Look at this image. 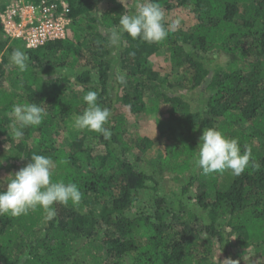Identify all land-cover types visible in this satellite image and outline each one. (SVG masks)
<instances>
[{
    "label": "trees",
    "instance_id": "1",
    "mask_svg": "<svg viewBox=\"0 0 264 264\" xmlns=\"http://www.w3.org/2000/svg\"><path fill=\"white\" fill-rule=\"evenodd\" d=\"M101 1L66 0L65 38L35 49L8 38L0 21V174H10L0 187L39 154L54 162L53 182L82 192L77 206L55 204L51 221L39 208L0 215V264H264V0H155L187 11L191 25L166 28L160 43L123 34L119 47L107 32L131 13L118 0L99 13ZM14 49L29 57L26 70L9 64ZM160 52L170 63L163 73L153 68ZM197 88L199 103L188 94ZM88 91L111 112L108 140L74 127ZM151 91L168 118L157 120L156 135L130 134ZM17 103L46 112L20 140L9 115ZM207 128L237 139L242 152L250 147L259 169L202 174L194 161Z\"/></svg>",
    "mask_w": 264,
    "mask_h": 264
},
{
    "label": "clouds",
    "instance_id": "2",
    "mask_svg": "<svg viewBox=\"0 0 264 264\" xmlns=\"http://www.w3.org/2000/svg\"><path fill=\"white\" fill-rule=\"evenodd\" d=\"M179 25V19L173 21L174 27ZM123 34L149 44L164 41L168 31L164 26V12L160 5L155 0H138L135 10L131 14L121 15L118 27L109 30L107 38L112 46L117 47ZM28 61L29 57L21 49H14L9 55V64L20 71L26 70ZM46 79L43 76V80ZM97 100L95 91H88L83 96L86 108L75 118L74 127L101 134L108 140L112 132L105 125L111 112L108 108H102ZM9 115L12 118V137L20 140L24 136V129L41 125L46 112L37 103H17L12 106ZM198 147L194 166L204 175L230 171L232 175L239 176L250 166L257 170L260 167L252 158L250 147L242 152L237 139L228 138L215 128L203 130ZM53 168L54 162L49 157L32 154L31 162L11 174V178L6 181V188L0 187V215L19 217L39 208L51 221L56 217L55 204L67 206L71 202L73 206L79 205L81 190L72 182H53ZM225 261L233 264L231 259Z\"/></svg>",
    "mask_w": 264,
    "mask_h": 264
},
{
    "label": "built area",
    "instance_id": "3",
    "mask_svg": "<svg viewBox=\"0 0 264 264\" xmlns=\"http://www.w3.org/2000/svg\"><path fill=\"white\" fill-rule=\"evenodd\" d=\"M65 11L66 0H40L37 4L9 0L0 13V21L8 38L21 40L26 49H35L65 38L69 25Z\"/></svg>",
    "mask_w": 264,
    "mask_h": 264
},
{
    "label": "rangeland",
    "instance_id": "4",
    "mask_svg": "<svg viewBox=\"0 0 264 264\" xmlns=\"http://www.w3.org/2000/svg\"><path fill=\"white\" fill-rule=\"evenodd\" d=\"M124 4L126 9L132 13L135 10V6L138 3V0H118ZM106 3H108L106 0H102L98 5H97V10L99 13L104 10ZM164 12V26L167 29H175L176 27L173 26V21L176 19H179L182 23L179 25V27H188L192 23V16L187 13V11L182 12V13H175V12H167L163 10ZM119 47V46H117ZM170 63L167 59V56L165 52H160V54H157L154 58V65L153 68L154 70H158L159 72H166L169 70ZM176 78V77H174ZM173 82L176 81V79L172 80ZM175 93L178 90V86L174 88ZM77 90V89H76ZM75 90V91H76ZM163 91H167V89H162ZM189 97L194 98L196 103L200 102V99L202 98V89L197 88L193 90L192 92H189ZM149 99H147L146 106L148 108V112L145 113L144 115H140L137 117V121L129 126V133L130 134H135V133H142V135H147V136H153L159 133V130L157 129L156 123L157 120H167L168 116L166 113V109L168 106L163 104L161 102V99L155 96V92H150L147 96ZM194 104L196 106L197 104ZM129 120L132 121V116H128ZM59 137L58 139H60ZM66 141L62 138L61 139V145H65ZM8 148L7 145L4 147H1V152L2 153H8ZM158 149L162 150L164 149L163 146H160L159 148H153L148 151V156H156ZM1 157V156H0ZM21 169V168H20ZM10 174H6V171L2 170V173L0 174V178H3L5 176H8ZM169 176L166 175V178L163 179V182L167 185V190L164 191V196L167 198L169 202H171L172 196L171 193L169 192L170 187L173 186L171 185V179L168 178ZM171 198V199H170ZM170 199V200H169ZM235 252V250L232 251V253Z\"/></svg>",
    "mask_w": 264,
    "mask_h": 264
}]
</instances>
